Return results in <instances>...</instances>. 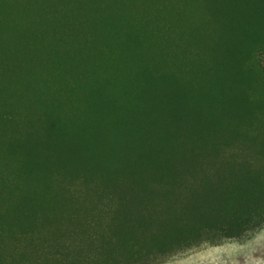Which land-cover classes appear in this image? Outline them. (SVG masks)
Wrapping results in <instances>:
<instances>
[{"label":"trees","instance_id":"16d2710c","mask_svg":"<svg viewBox=\"0 0 264 264\" xmlns=\"http://www.w3.org/2000/svg\"><path fill=\"white\" fill-rule=\"evenodd\" d=\"M262 228L264 0H0V264Z\"/></svg>","mask_w":264,"mask_h":264},{"label":"rangeland","instance_id":"374dc122","mask_svg":"<svg viewBox=\"0 0 264 264\" xmlns=\"http://www.w3.org/2000/svg\"><path fill=\"white\" fill-rule=\"evenodd\" d=\"M158 264H264V228L241 240L204 245L165 257Z\"/></svg>","mask_w":264,"mask_h":264},{"label":"bare ground","instance_id":"6f19581e","mask_svg":"<svg viewBox=\"0 0 264 264\" xmlns=\"http://www.w3.org/2000/svg\"><path fill=\"white\" fill-rule=\"evenodd\" d=\"M7 53V52H6ZM12 55V54H11ZM3 57V56H2ZM23 68V67H22Z\"/></svg>","mask_w":264,"mask_h":264}]
</instances>
